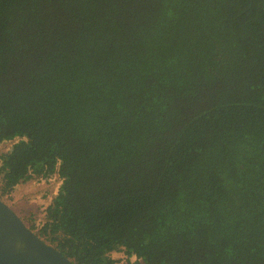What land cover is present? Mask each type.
<instances>
[{"label":"trees","instance_id":"obj_1","mask_svg":"<svg viewBox=\"0 0 264 264\" xmlns=\"http://www.w3.org/2000/svg\"><path fill=\"white\" fill-rule=\"evenodd\" d=\"M0 199L75 264H264V0H0Z\"/></svg>","mask_w":264,"mask_h":264},{"label":"water","instance_id":"obj_2","mask_svg":"<svg viewBox=\"0 0 264 264\" xmlns=\"http://www.w3.org/2000/svg\"><path fill=\"white\" fill-rule=\"evenodd\" d=\"M0 264H75L37 236L0 199Z\"/></svg>","mask_w":264,"mask_h":264},{"label":"rangeland","instance_id":"obj_3","mask_svg":"<svg viewBox=\"0 0 264 264\" xmlns=\"http://www.w3.org/2000/svg\"><path fill=\"white\" fill-rule=\"evenodd\" d=\"M16 141L0 144V154L11 148ZM61 183L62 181L58 176L47 181L30 180L17 186L10 198H4L3 201L21 219L28 220L33 217L36 224H41L45 208L51 202L52 193H57ZM112 255L118 260L117 264H137V259L135 257L128 258L124 251L114 252ZM140 264L143 262L140 261Z\"/></svg>","mask_w":264,"mask_h":264}]
</instances>
